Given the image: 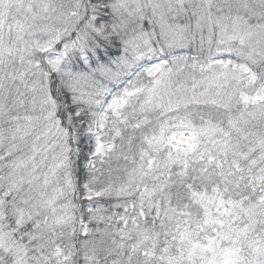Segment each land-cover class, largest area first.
I'll return each instance as SVG.
<instances>
[{
  "label": "snow or ice",
  "instance_id": "6c2138e0",
  "mask_svg": "<svg viewBox=\"0 0 264 264\" xmlns=\"http://www.w3.org/2000/svg\"><path fill=\"white\" fill-rule=\"evenodd\" d=\"M0 264H264V0H0Z\"/></svg>",
  "mask_w": 264,
  "mask_h": 264
}]
</instances>
